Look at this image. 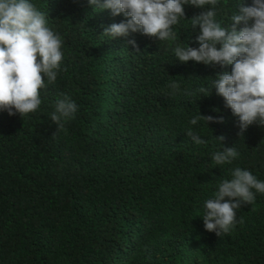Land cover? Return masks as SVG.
<instances>
[{
	"label": "trees",
	"instance_id": "16d2710c",
	"mask_svg": "<svg viewBox=\"0 0 264 264\" xmlns=\"http://www.w3.org/2000/svg\"><path fill=\"white\" fill-rule=\"evenodd\" d=\"M30 2L61 36L63 59L35 113L0 111V264H264V194L242 205L243 223L228 234L203 222L205 201L233 169L264 181V125L238 135V117L212 85L231 66L183 63L173 51L199 47L192 18L210 6L184 5L176 41L160 42L103 35L126 18L88 0ZM240 3L253 0H219L222 27ZM62 94L78 111L57 131L50 116ZM200 114L223 123L192 125ZM228 147L238 157L217 166L212 155Z\"/></svg>",
	"mask_w": 264,
	"mask_h": 264
},
{
	"label": "clouds",
	"instance_id": "9594fccd",
	"mask_svg": "<svg viewBox=\"0 0 264 264\" xmlns=\"http://www.w3.org/2000/svg\"><path fill=\"white\" fill-rule=\"evenodd\" d=\"M218 2L88 0L94 9H110L112 16L123 14L126 18L106 27L103 35L116 38L140 32L149 38H158L160 42L176 41L174 26L185 19L184 5L210 6L192 18L191 28L198 26L200 29L196 37L199 47L177 45L173 51L177 60L183 63L195 61L221 68L231 66V72L218 73L212 85L217 95L224 98L226 107L238 117V135L243 137L253 123L264 125V0H253L252 6L240 3L226 27L216 20ZM241 24L243 27L237 30ZM129 43L138 51L135 40ZM62 44L61 36L48 26L46 14L30 0H0V111H7L9 116L19 113L23 117L39 109L41 90L55 83L61 69ZM170 87L175 91L180 88L175 82ZM196 91L204 94L208 89L200 87ZM62 95L63 99L57 102L55 112L50 116L57 131L64 128V122L74 119L78 111L70 96ZM201 119L207 124L223 123V117L201 114L193 117L190 123L196 125ZM186 134L197 145L207 143L192 129ZM216 139L223 141L224 137ZM238 155L234 147H228L215 152L211 158L220 166L231 164ZM256 193L264 194V181L247 169H233L231 179L220 182L214 198L205 201V229L218 237L233 231L237 224L243 223L242 219H237L238 210L242 205H252Z\"/></svg>",
	"mask_w": 264,
	"mask_h": 264
}]
</instances>
